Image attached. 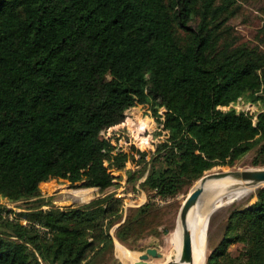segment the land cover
<instances>
[{"label":"trees","instance_id":"obj_1","mask_svg":"<svg viewBox=\"0 0 264 264\" xmlns=\"http://www.w3.org/2000/svg\"><path fill=\"white\" fill-rule=\"evenodd\" d=\"M219 1L0 0V195L25 205L13 218L0 208V264H92L115 224L125 242L162 217L149 200L121 222L125 198L110 191L133 156L104 131L135 101L168 132L142 189L176 196L251 149L264 166V23L256 43L242 41L235 0ZM240 97L259 112L219 108ZM138 175L127 170V183ZM53 177L100 195L57 207L40 188ZM255 196L232 209L206 264H264V185Z\"/></svg>","mask_w":264,"mask_h":264},{"label":"rangeland","instance_id":"obj_2","mask_svg":"<svg viewBox=\"0 0 264 264\" xmlns=\"http://www.w3.org/2000/svg\"><path fill=\"white\" fill-rule=\"evenodd\" d=\"M221 1L222 0L219 2ZM232 7H234L235 12L231 16L229 23L234 27L242 41L256 43L258 41L256 34L264 23V0H235ZM236 107L237 110L247 109L251 107V104L250 101H243L237 104ZM252 108H254V110L256 109L255 112H259L260 110V107L257 105L252 106ZM226 109L228 108L224 110ZM163 111L164 108H160V112L162 113ZM126 113V117L122 122L109 125L104 131L107 136H111L116 150L119 148V150L128 151L133 156L126 162L124 170L112 171L116 184L111 187L110 191H113L115 194L119 193V195L116 194V196L121 195L125 198V215L121 222L125 220L127 213H129L131 209L149 200L154 201L156 206L161 208L162 217L152 218L150 227L144 229L139 237L129 239L125 242L119 240L115 236V228L120 222L115 224L110 230L111 234L114 235L113 246L106 250L104 254L95 257L92 264H135L132 260L135 256L132 259H127L122 249H127L129 254L133 251L140 260V255L144 253L148 247H157L163 253L162 257L151 256L149 258V264H164L169 260L167 256L176 250L170 238L171 233L175 230L180 221V211L183 202L190 191L200 185V179L188 190L166 199L154 195L146 189H142L140 182L146 177L149 169L147 161L151 158L156 144L168 138V132L164 128L163 123L159 124L153 110L148 104L135 101V104H133ZM140 150L147 152L145 160L140 161ZM254 155L255 149H251L238 160L235 165H217L206 173L264 167L256 166L252 163ZM127 170H139L138 180L130 185L127 183ZM263 185L264 183H261L252 192H247L242 197L235 198L230 202L228 200L229 194L221 193L222 195H220V193H216V190L213 188H205L195 205L201 209L204 208L206 204H209L207 210L204 208L206 212L210 214L207 260L214 247L218 245L222 238L228 216L232 209L239 206H248L255 202L256 190ZM40 188L43 196L52 197V205L54 204L61 208L82 205L100 195L98 187H82L72 184L67 179L55 177L43 181ZM81 192L83 193L82 195ZM123 193L125 194L123 195ZM219 197H222L224 201L223 204L217 205ZM23 200L24 199L13 201L0 195V208H3L4 213L13 218L15 215L13 211H21L24 209L25 205ZM46 207L49 206L47 205L45 208ZM23 222L25 221L23 220ZM244 248V243L234 242L228 246V251L232 256L237 257Z\"/></svg>","mask_w":264,"mask_h":264},{"label":"bare ground","instance_id":"obj_3","mask_svg":"<svg viewBox=\"0 0 264 264\" xmlns=\"http://www.w3.org/2000/svg\"><path fill=\"white\" fill-rule=\"evenodd\" d=\"M233 184L234 181L230 177H223V178L207 181L205 183V188L206 189L213 188L216 190V193H220V195H222L223 193L229 194L230 196L228 195L229 196L228 200L230 202L235 198L237 199L239 197H242L247 192H252L257 187V185H251V186L237 188ZM82 194L83 193L81 192V195ZM223 201H224L223 198L219 197L217 205L223 204ZM208 206L209 204H206L204 208L207 210ZM204 208L199 209L197 205H194L189 212L188 228L191 231L193 238V259L187 257L184 258L183 260H179L176 264H206L210 214L207 213ZM177 225L178 226L171 233V238H170V241L171 243H173V245H175L176 250L173 251V253L170 254L168 253L169 255L167 256V258L169 260H171L174 255L178 256L182 247L183 226L180 221L178 222ZM122 250H124L127 259H132L135 256V258L132 259L133 263L138 262L139 259L133 251L131 252V254H129L127 249H122Z\"/></svg>","mask_w":264,"mask_h":264},{"label":"water","instance_id":"obj_4","mask_svg":"<svg viewBox=\"0 0 264 264\" xmlns=\"http://www.w3.org/2000/svg\"><path fill=\"white\" fill-rule=\"evenodd\" d=\"M223 177H230L234 181L233 185L237 188L251 185L259 186L261 183H264V167L205 173L200 178V185L190 191L181 207L180 222L183 226L181 251L178 256L174 255L171 260H168L164 264H176L179 260H183L187 257L193 259V238L188 228L190 209L197 203L200 195L205 190V183L207 181ZM151 256L162 257L163 253L157 247H148L146 251L140 255V260L135 264H149V258Z\"/></svg>","mask_w":264,"mask_h":264},{"label":"built area","instance_id":"obj_5","mask_svg":"<svg viewBox=\"0 0 264 264\" xmlns=\"http://www.w3.org/2000/svg\"><path fill=\"white\" fill-rule=\"evenodd\" d=\"M245 102V101H250V104H251V107H248L247 109H239V110H237L236 108V105L237 104H240V102ZM257 104L256 103H254V102H252L251 100H246V99H243L242 97H240L237 101H232V102H230L229 104H225V105H219V108H221V109H225V108H228V109H231V108H234V109H236L237 111H244V112H249V113H252V114H256L257 112H255L256 111V109L254 110V108H252V106H256ZM223 106H226V107H223ZM258 106V105H257ZM223 109V110H224ZM227 110V109H226ZM113 142V141H112ZM117 150H119V148H117ZM117 194V193H116ZM115 194V195H116ZM125 193H123V195H124ZM117 195H119V193L117 194ZM121 196V195H120ZM169 197H171V196H167V197H162V198H169ZM126 207V206H125ZM11 218H12V216H11ZM242 252V251H241ZM241 252L239 253V255L241 254Z\"/></svg>","mask_w":264,"mask_h":264}]
</instances>
